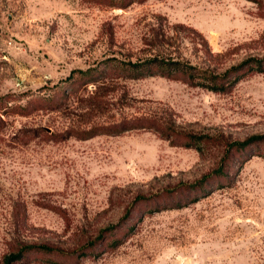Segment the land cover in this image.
I'll use <instances>...</instances> for the list:
<instances>
[{
    "label": "rangeland",
    "instance_id": "rangeland-1",
    "mask_svg": "<svg viewBox=\"0 0 264 264\" xmlns=\"http://www.w3.org/2000/svg\"><path fill=\"white\" fill-rule=\"evenodd\" d=\"M157 55L264 59V0H0V264L21 242L66 253L30 264H264V144L213 173L264 134V70L216 92L123 69ZM139 117L171 136L81 135Z\"/></svg>",
    "mask_w": 264,
    "mask_h": 264
},
{
    "label": "trees",
    "instance_id": "trees-1",
    "mask_svg": "<svg viewBox=\"0 0 264 264\" xmlns=\"http://www.w3.org/2000/svg\"><path fill=\"white\" fill-rule=\"evenodd\" d=\"M123 69L127 73L133 75L132 77H145L154 74H162L173 79H181L193 86L205 87L216 92H226L233 88L237 82L242 80L247 75L248 71L254 69L258 71L264 70V59L254 56L248 57L238 64L228 67L224 71H218L214 68L194 64L189 60L157 55L136 62L125 63ZM75 72L76 70L73 69L68 78L72 77ZM0 100H2L1 97ZM1 123H3V119L0 117V124ZM140 127H154L159 129L166 136H171V134L167 132L168 128L161 125L159 121L144 117L134 118L130 122L124 121L115 125H107L103 128H90L84 130L81 135L83 138H89L101 133L119 134L126 130ZM188 136L195 143H199L202 139V136L196 134H188ZM259 143L264 144V134H255L244 140H234L229 142L226 155L222 158L220 165L213 171V173L217 176L227 175L228 172L225 170V164L227 163V158L225 157H227V154L232 150H244L250 145ZM205 182L206 180H202L199 183L204 184ZM128 215L129 211L126 216ZM117 226V224L113 225L111 229H114ZM119 242L120 240L114 241L115 245L119 244ZM34 254L47 255L43 260L48 261V263H60L50 256L54 254L65 255L66 253L64 250L49 243L21 242L17 248L10 251L2 258V263L17 264L25 262L30 264L31 256Z\"/></svg>",
    "mask_w": 264,
    "mask_h": 264
}]
</instances>
